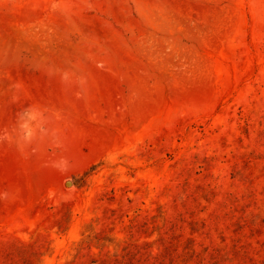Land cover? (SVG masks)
<instances>
[{
  "label": "rangeland",
  "instance_id": "1",
  "mask_svg": "<svg viewBox=\"0 0 264 264\" xmlns=\"http://www.w3.org/2000/svg\"><path fill=\"white\" fill-rule=\"evenodd\" d=\"M0 264H264V0H0Z\"/></svg>",
  "mask_w": 264,
  "mask_h": 264
}]
</instances>
